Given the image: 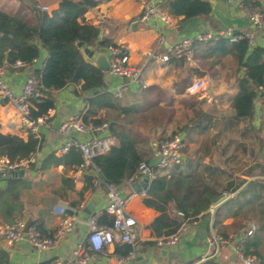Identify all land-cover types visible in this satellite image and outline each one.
Returning a JSON list of instances; mask_svg holds the SVG:
<instances>
[{
	"label": "crops",
	"instance_id": "1",
	"mask_svg": "<svg viewBox=\"0 0 264 264\" xmlns=\"http://www.w3.org/2000/svg\"><path fill=\"white\" fill-rule=\"evenodd\" d=\"M165 1L161 0L160 5L167 12ZM241 1L229 0V10L233 18H246ZM58 2L59 0H0V10L35 20L34 5L36 3L48 5L53 10L57 8ZM140 10V0H100L97 5L88 9L84 13L85 20L99 26V34L92 47L96 51L104 50L107 55V47L101 46V43H97L98 41L106 40L124 47L129 53L130 63L141 68L142 79L146 87L159 89L161 93L159 95L162 97L164 93L171 95L176 75L180 68L185 67V61L188 59L182 64L168 60L162 62L154 58L147 59L144 54L156 46L159 30L165 32L161 52H168V49L180 37L192 38L199 32L219 29V25L209 18V14L182 21H178L179 17L170 16L173 20L170 27H165L154 18H150L143 24H131L130 19L138 15ZM50 13L51 11L48 14ZM243 28L250 30L254 35L255 44L264 48L263 33L249 24L240 29ZM39 50H42L44 59L45 51L42 48ZM192 55L191 52V59ZM4 62L8 63L4 68V81L11 90L19 92L26 78L34 74L33 64L27 63L15 68L9 65L11 62L3 61L1 64ZM104 72V83L101 90L114 95V91L124 80L110 74L108 70ZM241 72L242 69L238 73L232 69L230 73H226L227 75L220 72L216 76L217 72L212 75L216 78L214 81L216 85L212 79L204 77V73L201 74L200 77L207 80V86L196 97L204 99L208 104L206 109L212 114L215 126L208 127L201 132L193 130L185 134L192 133L193 135L213 130L215 137L210 138L206 143H200V148H196L188 156L184 151L185 142L182 150L183 161L186 164L192 167L215 168L216 176L222 184L226 181L235 183L241 180V185L233 192L221 188L222 195L226 196L222 202L215 206L213 203L211 206L214 208L211 211L208 209V214L200 215L197 219L183 224L175 245L159 247L155 244V239L160 236H157L151 228V223L158 212L142 202L144 190L134 191L132 182L135 180L125 181L119 187L127 198V210L137 220L138 240L131 246L119 242L115 237L114 241L102 250L89 251L88 264H187L190 261H194L192 264L207 262L233 264L238 262L243 254L238 245L243 241L245 231L251 224L255 226L251 235L256 238L255 247L259 254V257H254L258 264H264V89L260 88L257 91L254 100V115L251 120L249 122L239 120L237 124L229 128L227 123L231 119L234 120L231 101L238 90L236 77L240 76ZM78 88V85L71 84L53 93L54 106L49 110L50 123L48 127L39 130L41 155L34 167L29 164L21 169V176L27 186L19 189L21 196L15 203L20 200L22 208L18 216L13 219V221L23 219L30 222L36 226L41 235L51 236L60 218L64 215H72L74 217L72 229L47 250H40L29 244L27 240L13 243L0 240L1 264H44L50 260H57L60 264H70L71 250L85 239L90 217L104 210L106 203L104 190L94 172L80 170L78 163L66 164L51 159L47 160L44 166H40L41 161L49 154H53L56 158L65 154L57 152L63 140L57 133V127L81 107L84 108L85 97L90 93L80 92ZM124 90L137 91L135 85L121 90V94ZM159 104L164 105L161 101ZM168 125L170 127V123ZM163 130H168V128H162L160 130L162 134ZM157 131L156 129V133L160 132ZM0 132L17 134L23 138L28 135L22 130L13 107L2 98H0ZM226 132L230 133V137L225 136ZM107 133L112 145H115L116 139L109 132ZM69 135L84 139L89 134L70 132ZM149 144L150 142L143 146L139 145L140 151L146 157L150 155ZM197 150H199L198 153H196ZM6 181H0V188L5 187ZM244 210L249 216L253 215L254 220L246 221L244 216L241 217L240 213ZM16 211L18 212V209ZM215 217L216 222L213 225ZM11 222L2 220L0 210V223ZM101 225L108 227L103 222ZM239 225L243 227L239 228ZM213 233L220 236L222 241L212 243L210 238ZM130 251L133 255L128 257ZM162 251L165 254H162ZM259 258H262V263Z\"/></svg>",
	"mask_w": 264,
	"mask_h": 264
},
{
	"label": "trees",
	"instance_id": "2",
	"mask_svg": "<svg viewBox=\"0 0 264 264\" xmlns=\"http://www.w3.org/2000/svg\"><path fill=\"white\" fill-rule=\"evenodd\" d=\"M99 1L59 0L57 8L51 10L50 14L34 11L35 20L0 10V64L15 60L33 64L39 49L45 51L40 68L34 69L39 85L37 94L30 98V113L33 117L53 108V93L67 85H78L80 92L90 93L85 97L82 119L95 124L107 122L109 134L117 141L107 152L94 156L93 164L102 181L120 185L125 181H133L140 162H148L150 159L140 151L141 140L136 137V133L156 123L164 124V121L171 119L172 114H168L170 108L167 104H159L161 93L157 88L145 87L134 92L124 90L119 97L101 90L105 72L87 62L77 46L79 41L87 46L95 45L99 26L88 23L84 13ZM241 5L256 7L259 2L242 0ZM165 6L170 16L179 17L178 21L195 16H208L210 12V4L201 0H166ZM112 45L115 44L106 40L101 42L103 47ZM192 54L193 59L200 60L210 57L219 61L228 57L236 73L242 69L241 75L236 77L238 90L231 101L234 120L231 119L227 125L231 128L239 120L249 122L254 115L257 91L264 85V48L259 45L251 46L247 38L230 43L227 38L218 37L193 42ZM185 60L184 56L178 58L174 55H170L168 59L169 62L181 64ZM194 71L198 75L204 73L199 68ZM192 109L193 114L181 126V131L201 132L215 126L214 118L206 108ZM40 143L32 134L23 138L17 134L0 132V155L18 161L28 157ZM50 159L77 164L81 158L78 150L70 148L59 158L53 154L47 155L40 166H44ZM35 164L36 161L30 163V166L34 167ZM153 170L155 176L145 187L142 202L158 212L151 223L157 236L173 234L183 224L208 214L209 207L222 196L221 188L233 192L242 183L239 180L222 184L216 176L215 168L209 166L192 167L190 164L181 163L165 172H159L156 167ZM26 184L22 176H17L7 180L5 187L0 188V210L4 222L13 221L20 213L22 203L20 200L17 203L15 201L21 196L19 189L26 187ZM247 213L244 210L240 216H244L246 221L254 220V216ZM98 222L110 226L111 218L104 213ZM214 222L216 217L213 225ZM242 227L243 225H239V228ZM255 240L256 238L249 235L241 241L240 250L244 255L259 257ZM259 259L262 263V258Z\"/></svg>",
	"mask_w": 264,
	"mask_h": 264
},
{
	"label": "built area",
	"instance_id": "3",
	"mask_svg": "<svg viewBox=\"0 0 264 264\" xmlns=\"http://www.w3.org/2000/svg\"><path fill=\"white\" fill-rule=\"evenodd\" d=\"M161 0H140L141 10L138 15L130 19L131 24H143L150 18L160 21L165 27H170L173 20L162 6ZM259 6L248 7L242 6L244 16L248 20V24L264 34V0H256ZM34 10L40 12L51 11L50 7L45 4L36 3ZM161 30V29H160ZM159 30L156 46L145 52L147 59H158L166 62L170 55L175 57H185L191 59L192 44L195 41L203 42L218 37L227 38L232 43L241 38H247L250 45L254 46L255 38L250 30L245 28L239 29L237 33H232L230 28L216 29L214 31L199 32L195 37L182 36L177 39L168 49V52H161V45L165 39V32ZM108 72L114 76L122 78L124 81L119 88L114 91V96L121 95V90L128 89L130 85H135L136 90L146 87L141 75V68L130 63V57L127 50L119 45L107 47ZM8 63L0 64V98L13 107L19 124L27 134H32L40 140V129L48 127L50 123L49 110L37 117H33L30 113V98L37 94L39 81L36 75L30 74L19 92H14L4 81V68ZM24 61L15 60L9 63L10 66L19 67L26 65ZM207 86V80L203 77L193 79L185 89L186 94L197 96L202 93ZM264 89V85L261 87ZM120 89V90H119ZM83 107L73 113L70 117L63 120L57 127V133L62 137V143L57 148L59 154L66 153L70 148H75L80 152V162L78 168L80 170H90L95 173L96 178L101 181L104 196L105 207L102 213H96L89 219V228L85 239L78 243L71 250L70 264H88L89 251H99L112 243L117 237L119 242L133 246L138 240L137 220L127 210V198L123 195L119 185L113 182H104L100 179L97 169L93 164V157L107 152L112 146L111 139L108 135L107 122L95 124L93 122H85L82 119ZM70 132L79 134H89L84 139H79L69 135ZM150 155L160 156L158 163L153 166L159 172H165L174 165L183 163L182 150L184 140L179 133H173L162 139L152 140L149 144ZM41 155L40 146L37 147L26 158L18 161H12L5 155H0V170H10L11 172L21 170L32 162L39 159ZM153 167L148 165L147 161H142L137 167L135 181L143 179L146 186L155 176ZM212 210V206L209 207ZM108 214L111 218V224L104 227L99 224L98 219L103 214ZM74 217L72 215H64L60 218L56 230L51 236L41 235L34 224H28L23 219H17L11 223H0V240L8 243L27 240L29 244L40 250H47L53 247L57 241L68 231L72 229ZM183 225L173 234L160 236L155 239V244L159 247H171L175 245L179 239ZM255 226L251 224L245 231V236L253 233ZM210 241L212 243L221 242L222 238L216 234H212ZM240 250L241 245H238ZM133 252L128 253L131 257ZM44 264H60L57 260H50ZM233 264H258L257 259L251 255L241 254L240 260Z\"/></svg>",
	"mask_w": 264,
	"mask_h": 264
},
{
	"label": "rangeland",
	"instance_id": "4",
	"mask_svg": "<svg viewBox=\"0 0 264 264\" xmlns=\"http://www.w3.org/2000/svg\"><path fill=\"white\" fill-rule=\"evenodd\" d=\"M188 61L190 60L185 61V67L180 68L179 72L176 75L173 83L174 86L172 94L169 95L168 93H164L163 97L161 96V102L165 105L167 104L168 108H170V110H168L167 112L168 114H172L171 119L169 121H164V124L156 123L148 127H144L143 131L141 132H137L136 137L141 140L140 144L142 146L146 145L147 142L149 143L152 140L162 139L173 133H179L180 135H182L185 142V155L188 156L196 148H200V143H206L210 140V138L215 137V133L213 130H206L200 134L193 135L192 133L190 135H186L183 131L180 130L181 126H183L187 122L188 118L192 116V108H208V104L204 99L186 94L185 89L186 86L194 78L202 76L195 73L194 70L196 68L204 71V77H208L214 82L216 78L212 75H215L217 72L218 74L216 76H218L220 72H223L225 74L230 73L232 71V62L228 57L221 58L219 61H216L214 58L210 57H206L202 60L192 58L191 63H189ZM188 67H190V69H188ZM169 123L170 127L168 125ZM157 126H159V128H156ZM151 128L155 131H153ZM162 128H168V130H163L164 132L162 134V131H160ZM156 129L158 130L157 132H160L156 133ZM229 134V132H226L225 136L230 137ZM198 151L199 150H197L196 153H198ZM184 164L186 165L185 161H183V165Z\"/></svg>",
	"mask_w": 264,
	"mask_h": 264
},
{
	"label": "water",
	"instance_id": "5",
	"mask_svg": "<svg viewBox=\"0 0 264 264\" xmlns=\"http://www.w3.org/2000/svg\"><path fill=\"white\" fill-rule=\"evenodd\" d=\"M210 4L209 18L219 25V29L230 28L232 33H237L241 27L248 25L247 18H237L236 20L231 16L229 10V0H201ZM173 32L174 30H170ZM98 44L101 42L98 41ZM77 46L80 48V52L84 59L92 64H95L102 71L108 70L107 54L104 50H94L92 46L84 45L81 41L77 42ZM43 62V52L38 51L37 57L33 62V68L39 69ZM160 159V156H153L148 160V165L155 166ZM22 171L17 170L11 172L10 170H0V181L9 180L13 177L21 176ZM132 187L135 192H141L146 187V182L143 179L132 182ZM226 198L225 195L220 196L215 202L214 206L222 202ZM212 206V209L214 208ZM90 207V206H89ZM30 224V222H27ZM162 254L165 252L162 251Z\"/></svg>",
	"mask_w": 264,
	"mask_h": 264
}]
</instances>
